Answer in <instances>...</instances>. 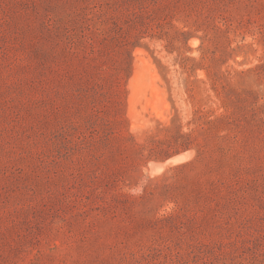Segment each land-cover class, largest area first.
Masks as SVG:
<instances>
[{
	"label": "rangeland",
	"instance_id": "rangeland-1",
	"mask_svg": "<svg viewBox=\"0 0 264 264\" xmlns=\"http://www.w3.org/2000/svg\"><path fill=\"white\" fill-rule=\"evenodd\" d=\"M0 264H264V0H0Z\"/></svg>",
	"mask_w": 264,
	"mask_h": 264
},
{
	"label": "bare ground",
	"instance_id": "bare-ground-1",
	"mask_svg": "<svg viewBox=\"0 0 264 264\" xmlns=\"http://www.w3.org/2000/svg\"><path fill=\"white\" fill-rule=\"evenodd\" d=\"M153 168H160V165H158L157 163L153 165Z\"/></svg>",
	"mask_w": 264,
	"mask_h": 264
}]
</instances>
